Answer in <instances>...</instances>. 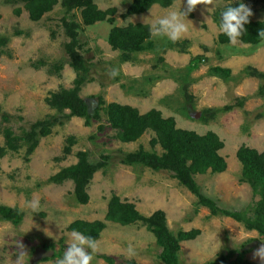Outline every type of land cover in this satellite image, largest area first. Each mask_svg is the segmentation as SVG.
<instances>
[{"label": "rangeland", "instance_id": "1", "mask_svg": "<svg viewBox=\"0 0 264 264\" xmlns=\"http://www.w3.org/2000/svg\"><path fill=\"white\" fill-rule=\"evenodd\" d=\"M62 1L34 21L23 3L0 0V40L7 39L0 44V145L5 141L4 127L22 135L32 123L57 114L46 99L52 91L74 87L81 76L80 96L84 99L101 97L106 104L132 105L140 113L156 108L165 118L173 117L177 128L201 135L217 133L223 141L219 154L227 167L223 172L208 169L195 173L199 191L219 209L251 215L260 195L242 180L237 153L242 145L264 151V116L255 115L264 112V94L259 92L260 79L247 70L252 67L264 73V42L219 43L221 20L216 19V13L242 2L253 13L249 18L264 20V0H216L214 8L198 5L188 13V21L185 19L189 30L181 40L173 43L167 37H151L146 47L132 53L128 61H123L122 52L110 45V29L139 22L151 26L171 11H186V0H177L168 8L157 4L128 18L121 15L131 0H96L99 8L116 7L117 12L114 23L98 21L92 25L83 23L81 10L67 12ZM17 8L21 10L19 14ZM64 19L80 24L77 49L87 65L85 73L68 63L64 43L71 38L66 34ZM60 64L62 69L57 71ZM215 67L228 71L218 74ZM108 68L118 69L119 75L110 79L106 75ZM227 106L229 110H225ZM206 109L219 112L204 121L202 112ZM3 113L9 114V120L4 121ZM64 113L70 112L65 109ZM154 136L152 130H147L139 139L124 142L104 113L90 124L72 116L43 136L29 156L24 146L0 158V204L17 207L24 213L18 223L0 220V264H16L19 244L27 253L23 264H56L71 241V223L78 219L105 221L113 194L135 203L144 216L165 211L168 227L176 235L200 230L195 238L181 241L179 264H206L231 251L243 253L244 264H264L259 257H253L264 244L258 230L248 229L233 217L213 214L169 171L123 163L126 154L141 149L161 154L162 147L151 143ZM69 137L74 142L71 153L66 155ZM80 151L89 152L94 161H106L88 186L90 199L86 204L75 199L72 180L62 184L49 181L61 168L75 164ZM33 200L39 201L38 211L30 207ZM105 222L107 226L97 239L98 250L91 264H110L103 255L111 256L115 264H165L160 259L162 247L145 224ZM129 246L135 256L128 255Z\"/></svg>", "mask_w": 264, "mask_h": 264}, {"label": "trees", "instance_id": "2", "mask_svg": "<svg viewBox=\"0 0 264 264\" xmlns=\"http://www.w3.org/2000/svg\"><path fill=\"white\" fill-rule=\"evenodd\" d=\"M59 0H9L13 4L23 3L30 14V18L37 21L42 16L51 11ZM177 0H131L124 13L123 18H128L133 14H140L150 10L154 5L168 8ZM228 2L235 0H225ZM63 6L67 12L79 9L83 23L92 25L98 21H108L114 23L116 7L107 10L99 8L96 0H63ZM224 10V9H223ZM20 8L16 13H20ZM1 18V13H0ZM65 18V17H64ZM221 20V12L216 13V19ZM66 26V34L70 36L71 41L64 43V50L68 55V63L77 71H88L87 65L82 54L77 49L78 37L77 29L80 24L63 20ZM246 32L240 38V41L247 44L258 45L264 42L258 37V33L264 30V20H253L249 18V23L245 24ZM150 25L145 23H128L126 25H114L110 29L108 41L114 50L122 52V60L132 59L131 54L142 50L151 40ZM6 38L0 40L4 45ZM218 42L230 43L228 37L222 32L218 35ZM1 54V53H0ZM62 64L56 66V70L62 69ZM215 73L227 72L222 67H215ZM248 74L260 79L259 92L264 94V73L255 68L248 67ZM83 78L78 76L75 80V86L72 88H62L52 91L46 99L48 104L57 110V114L46 117L42 120L32 123L29 128L23 131L22 135H17L9 126L4 127L2 133L4 136V145H0V158L9 152H16L22 147H26V157L38 146L40 139L48 135L54 126L63 125L64 122L72 116L82 117L90 124L94 120H100L104 113L112 127L119 131V137L124 142H131L139 139L147 130H152L155 136L151 143L153 146L159 144L163 152H147L138 150L126 154L122 160L125 164H141L150 169L159 171L166 170L185 187L190 189L198 196V203L207 206L213 214H223L243 222L250 230H258L264 239V151L260 152L255 148L242 145L238 150V158L242 164V180L248 182L255 194L260 195V199L255 203L251 215L246 211H228L219 209L215 202L200 193L199 187L195 181V173H204L208 169L213 172H223L226 167V161L219 154L223 141L214 131H208L201 135L195 131H190L176 127L173 117L165 118L158 109H151L146 113L140 111L128 104L111 102L106 104L99 97H90L84 99L80 96V86ZM186 88V83L182 84ZM68 109L70 113H64ZM230 107H225L229 110ZM1 111V110H0ZM218 109H206L202 112V120L207 121L218 114ZM263 111H258L257 118L263 117ZM9 114L3 113L2 118L9 120ZM74 139L68 138L64 152L70 154ZM78 161L67 167L61 168L57 173L49 178V181L55 184H62L67 180L74 183V196L78 203L86 204L89 202L90 194L88 186L91 183L95 173L106 165V161L101 159L94 161L90 158L89 152L80 151L77 154ZM24 213L17 207L6 204H0V220H10L15 223L21 221ZM105 221H111L121 225H129L136 222H142L155 235L158 244L162 247L160 259L165 264H179L180 243L182 240L193 239L200 230L194 229L189 232L181 231L177 235L170 231L166 213L163 210H157L150 216L141 214L135 203L128 200H122L117 194H113L109 200ZM103 220L88 221L83 219L75 220L70 225V230H76L98 239L101 231L107 226ZM110 264H115L111 256L103 255ZM243 253L229 252L220 255L217 259L209 261L206 264H244Z\"/></svg>", "mask_w": 264, "mask_h": 264}, {"label": "clouds", "instance_id": "3", "mask_svg": "<svg viewBox=\"0 0 264 264\" xmlns=\"http://www.w3.org/2000/svg\"><path fill=\"white\" fill-rule=\"evenodd\" d=\"M216 0H186V11L176 12L171 11L162 16L150 26V35L153 38L167 37L173 43L181 40L188 32V23L185 19L188 13L194 11L198 5L215 7ZM209 8V10L211 9ZM253 13L251 9L244 3H239L238 7L229 6L221 13L220 32L225 34L231 45H237L240 38L246 32L245 24L249 23V17ZM182 17L184 19H182ZM187 20V19H186ZM188 21V20H187ZM258 37L264 40V30L259 31ZM106 75L110 79H114L119 75V70L116 68H108ZM33 211H38L40 204L38 200H33L30 203ZM71 241L62 258L56 261V264H91L94 259V253L98 250V241L90 236H85L79 231L71 232ZM19 253L16 264H23V257L27 255L22 244L18 245ZM134 249L129 246L128 255L135 256ZM253 257H259L264 261V244L253 253Z\"/></svg>", "mask_w": 264, "mask_h": 264}, {"label": "crops", "instance_id": "4", "mask_svg": "<svg viewBox=\"0 0 264 264\" xmlns=\"http://www.w3.org/2000/svg\"><path fill=\"white\" fill-rule=\"evenodd\" d=\"M157 5V4H156ZM155 6V5H154ZM156 109V108H155ZM151 110V109H150ZM159 110V109H158Z\"/></svg>", "mask_w": 264, "mask_h": 264}]
</instances>
